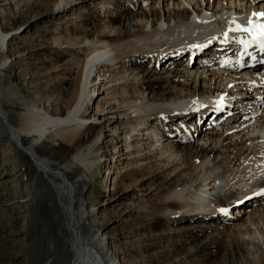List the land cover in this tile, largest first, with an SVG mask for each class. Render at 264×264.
<instances>
[{"label": "bare ground", "instance_id": "obj_1", "mask_svg": "<svg viewBox=\"0 0 264 264\" xmlns=\"http://www.w3.org/2000/svg\"><path fill=\"white\" fill-rule=\"evenodd\" d=\"M31 1L0 0L7 14L0 22V159L23 184L0 205V231H9L0 237V264H125L112 232L127 212L163 221L153 264H264V70L219 75L202 63L213 58L214 44L201 51L229 24L264 20L252 17L264 13V0ZM31 4L42 8L29 13ZM89 4L91 35L49 46L82 53L79 72L70 65L53 91L13 72L16 63L26 70L33 48L15 47L32 29ZM12 7L22 19L17 26ZM182 44L194 56L179 54ZM11 77L33 104L25 113L2 106ZM232 82L248 96L244 107L210 127L212 115L219 120L228 111L204 105ZM100 167L103 201L87 194ZM129 197L137 203L126 204ZM104 211L121 215L107 221ZM215 247L223 250L219 260Z\"/></svg>", "mask_w": 264, "mask_h": 264}, {"label": "rangeland", "instance_id": "obj_2", "mask_svg": "<svg viewBox=\"0 0 264 264\" xmlns=\"http://www.w3.org/2000/svg\"><path fill=\"white\" fill-rule=\"evenodd\" d=\"M37 0H32V4L36 3ZM41 0H38V2ZM54 1V0H51ZM17 4L22 5V2ZM30 5L29 13L32 10H41V5L35 6ZM16 7V6H15ZM33 8V9H32ZM92 8L91 4L87 5L85 8H82L76 15L65 17L63 20L58 21L54 24H41L38 25L36 28L32 29L28 34V39L30 41H25L23 44H19L18 48L13 46L15 43V38L9 42V45L15 47V51H23L33 48L32 54L30 56H25V68L26 70H22L23 67L21 64L16 63L14 66L13 72L17 75L27 74L28 78H31L30 82H32V86L35 87L37 90L39 88V82L45 81L49 87V91H53V88H58L56 85V81H61L65 77H67V69L73 66V70L79 72L83 65V54L77 53L71 49H61V48H50V43L55 39H61L64 41L68 38L74 37H84V35H91L89 32L90 26H88L90 22V11ZM15 8L12 7V12L15 15V19L13 20V25L17 26L22 23V19L19 18V15L15 13ZM36 11V12H37ZM28 13V14H29ZM0 12V22L2 21V17H7V14H3ZM18 15V16H17ZM15 23V24H14ZM94 25V24H93ZM89 35V36H90ZM33 43V44H32ZM66 46V45H64ZM32 47V48H31ZM22 48V49H21ZM1 54V53H0ZM11 56V55H10ZM16 62V61H14ZM13 62V63H14ZM72 62V63H71ZM34 63V64H33ZM40 63V64H39ZM71 63V64H70ZM82 63V64H81ZM21 67V68H19ZM78 67L80 70H78ZM57 68L56 72H53L52 69ZM29 70V71H28ZM18 71V72H17ZM22 71V72H21ZM52 71V72H51ZM26 72V73H25ZM49 73V74H46ZM57 73V74H56ZM65 75V76H64ZM33 77V78H32ZM39 79V80H38ZM53 81V82H52ZM20 83V84H19ZM52 83V84H51ZM22 82H17V79L11 77L3 84V96L1 98L2 106L8 112H21L25 113L27 110L32 109V103L29 99H26L22 94ZM54 84V85H53ZM56 85V87H55ZM157 87V86H156ZM155 87V89H156ZM4 149L0 148V152ZM5 155V154H4ZM104 159H101L99 163L103 162ZM0 159V177L3 176V180H0V205L11 199L13 196L17 194V190L23 188V184L18 188L19 185L14 174V170L12 166L7 162H1ZM32 166L31 163H28L27 167L30 168ZM105 167L101 168L97 171L94 175V178L91 182L90 188L87 189V194L91 193L94 198L103 201L105 191H108L106 188L108 185L105 183ZM15 175V176H14ZM115 176L112 177V179ZM123 179V181H122ZM122 185L126 182V179L123 177L120 180ZM139 180H135V183ZM112 182V181H111ZM4 185H3V184ZM111 187V185H110ZM10 190H9V189ZM15 188V189H14ZM112 188V187H111ZM5 189V190H4ZM17 189V190H16ZM13 191V192H12ZM15 193V194H14ZM161 194L164 195L166 193L165 190H161ZM6 194V195H5ZM107 194V193H106ZM2 195V196H1ZM8 195V196H7ZM7 197V199H6ZM160 197V196H159ZM134 200V201H133ZM3 201V202H2ZM154 203L156 201L153 200ZM137 203L136 199L131 197L128 198L126 204L128 205H135ZM264 205V204H263ZM105 212V211H104ZM132 212L124 213L123 216V223L112 232L113 244L117 251L121 253L122 261L125 264H153L150 261L151 254L154 252V249H157L159 246L164 245V239L161 237L160 230L163 226V221H159L158 224L154 222H149L141 217L139 214H135ZM120 217L121 213H112L109 211L105 212V219L107 221H111L115 217ZM1 217V216H0ZM14 224H11L13 231H18L20 226V216L18 214L13 215ZM149 222V223H147ZM156 225V226H155ZM158 225V226H157ZM27 228L31 229L32 226L29 224ZM157 229V230H156ZM156 232V233H155ZM9 231H0V237L5 236L8 234ZM147 233V234H146ZM153 233V234H152ZM152 235V236H151ZM151 236V237H150ZM153 238V239H152ZM139 241V242H138ZM148 241V242H147ZM155 241V242H154ZM17 250V245L15 246ZM128 249V250H127ZM213 256L216 259H220L223 255L222 247H215L213 250ZM125 258V260H124Z\"/></svg>", "mask_w": 264, "mask_h": 264}, {"label": "snow or ice", "instance_id": "obj_3", "mask_svg": "<svg viewBox=\"0 0 264 264\" xmlns=\"http://www.w3.org/2000/svg\"><path fill=\"white\" fill-rule=\"evenodd\" d=\"M252 17L264 19V13H253ZM248 24L253 25V27H245L240 29L239 26H237V28L238 30L253 33V40L261 43V46L264 47V23L254 22L252 18H249Z\"/></svg>", "mask_w": 264, "mask_h": 264}]
</instances>
